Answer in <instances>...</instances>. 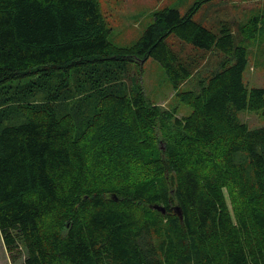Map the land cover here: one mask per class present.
<instances>
[{
  "label": "trees",
  "instance_id": "trees-1",
  "mask_svg": "<svg viewBox=\"0 0 264 264\" xmlns=\"http://www.w3.org/2000/svg\"><path fill=\"white\" fill-rule=\"evenodd\" d=\"M199 3L156 10L119 46L99 0H0V232L12 261L264 264V124L240 116L264 117V88L244 81L243 42L259 31L207 26ZM150 57L175 87L197 76L177 92L190 114L147 98L130 69Z\"/></svg>",
  "mask_w": 264,
  "mask_h": 264
},
{
  "label": "rangeland",
  "instance_id": "rangeland-1",
  "mask_svg": "<svg viewBox=\"0 0 264 264\" xmlns=\"http://www.w3.org/2000/svg\"><path fill=\"white\" fill-rule=\"evenodd\" d=\"M99 1L112 29L109 39L119 46H130L137 42L146 28L153 22L156 10L172 7L185 14L197 1L200 3L194 13V19L207 26L217 28L222 24H229L240 39H243L245 35L242 30L246 25L257 27L259 34L250 41L243 42L248 46V65L244 71V81L249 88H264V0ZM215 59L213 55L208 54L205 66H214L216 64ZM130 70L131 74L140 75L141 73L140 80L150 101L170 109L177 107L179 116L191 113V106L180 102L177 92L192 89L197 76H193L187 82L175 87L166 75L162 64L153 57L148 58L142 64L137 61L133 62ZM240 116L251 128L264 124L262 110L250 111L245 109L240 112ZM24 257L22 255L16 261H12L0 232V264H20Z\"/></svg>",
  "mask_w": 264,
  "mask_h": 264
},
{
  "label": "water",
  "instance_id": "water-1",
  "mask_svg": "<svg viewBox=\"0 0 264 264\" xmlns=\"http://www.w3.org/2000/svg\"><path fill=\"white\" fill-rule=\"evenodd\" d=\"M152 207L155 208V209H158V210L162 211L163 213L166 212V208H165L164 205H161V204L156 203V204H153ZM174 211L177 212L180 215V217L183 216V212H182V210H181V208L179 206H175L174 207Z\"/></svg>",
  "mask_w": 264,
  "mask_h": 264
}]
</instances>
